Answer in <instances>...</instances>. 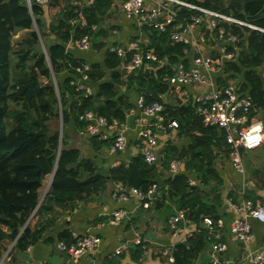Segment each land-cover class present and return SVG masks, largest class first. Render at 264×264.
I'll return each instance as SVG.
<instances>
[{"label":"trees","instance_id":"obj_1","mask_svg":"<svg viewBox=\"0 0 264 264\" xmlns=\"http://www.w3.org/2000/svg\"><path fill=\"white\" fill-rule=\"evenodd\" d=\"M184 1L232 14L264 28V0ZM111 2L93 0L81 13L89 24H96ZM54 3L60 7L51 16L58 11L60 16L50 29L62 43L45 45L43 50L39 44L42 8L33 6L30 14L20 0H0V257L11 244L12 248L25 249L27 244L40 238L43 231L52 229L71 203L97 191L106 181L104 176L96 173L90 159L81 157L78 149L66 146L63 128L72 124L77 130L83 129L85 121L78 117L85 111L124 123L127 111L135 106L127 96L117 95L118 74L103 81L106 71L118 66V59L113 54L107 53L102 65H91L86 71L90 84L97 83L94 94L85 95L70 84L71 78L81 74L74 69L81 68V61L65 52L64 42L71 31L67 19L77 12L69 10L67 0H52L51 6ZM193 13L194 10L182 7L178 15L187 17ZM220 25L239 38L236 60L227 63L226 71L242 76L238 91L248 94L254 107L261 111L264 125V32L240 25ZM18 31L24 34L14 45L12 40ZM86 33H90L89 27L76 30L75 36ZM151 37L157 59L167 57L168 65L172 66L183 57V49L187 46L172 42L168 31L153 30ZM168 65L150 62L146 69L127 77L129 84L144 96V104L156 100L162 102L160 95L169 89L167 78L172 73ZM63 72L68 76L60 82L58 77ZM182 100L183 97L177 96L174 105L166 106L163 117L175 119L177 134L188 137L189 143L179 148L168 145L159 158V166L168 169L169 162L177 159L186 172L179 171L159 181L161 174H158L157 165L145 163L142 155L137 154L127 163L121 161L111 167L107 179L141 191L157 183L166 188L167 197L176 200L179 209H184L192 222L199 224L204 216L217 218L212 203L221 200L219 189L223 181L214 161L220 151L225 152L227 158L228 153L223 132L216 127L203 126L193 112L192 104ZM92 138L96 147L111 142L96 136ZM192 174H196L195 180L190 178ZM48 175H52L49 190L41 200L39 188ZM205 233L199 228L184 243L178 244L172 264H189L203 248ZM68 237L69 232L65 231L60 238L68 243Z\"/></svg>","mask_w":264,"mask_h":264},{"label":"crops","instance_id":"obj_2","mask_svg":"<svg viewBox=\"0 0 264 264\" xmlns=\"http://www.w3.org/2000/svg\"><path fill=\"white\" fill-rule=\"evenodd\" d=\"M92 1L93 0H77L75 4L67 1L69 3V10L77 13L70 19L68 18L69 20L67 19L71 31L68 40L64 42L65 52L70 54V57L81 61L79 67L82 68L83 65H87L88 70H90L91 65H102L107 53L113 54L118 59V66L113 70H107L103 81H109L111 75L118 74L119 82L115 85L117 95L127 96L129 100L136 105L138 99H143L144 96L136 90L137 88H135L134 85L131 86L127 80V77L134 75L136 71L129 73L124 66L123 59H120L116 54L111 52L110 48H124L126 51V58H129L133 52H152L155 55L151 36L153 30L156 29L148 24L142 23L136 18L127 17L122 10L123 0H112L103 17L96 24H89L82 13L85 6L91 5ZM157 2V0H146L145 6L149 7ZM51 3L52 0H49L47 4L39 6L43 10V16H40L42 37L39 42L41 43L42 41L46 45L62 43L60 37L50 29V25L55 24L60 16L59 11L56 14L57 16H51V13L55 12L60 7V4L54 3V5L52 4L51 6ZM21 4L25 6L22 2ZM28 12L32 14V11L30 12L28 10ZM193 14L198 15L199 13L195 11ZM80 15L85 18V27L78 21L72 22L75 18L77 20ZM225 15L238 19L232 14ZM33 27L37 30L36 25ZM88 27L90 28V33L86 34L89 35L91 39L90 48L79 50L74 45L73 41L84 36V34L75 36V31ZM253 30L261 31L259 29ZM21 33L23 36L24 33L18 31L13 37L12 42L14 45L17 41L15 38ZM200 36L206 37L205 43L198 42ZM188 37L190 42L188 46L184 48L186 52H184L183 49V57L179 58L172 66L170 65L172 68V73L170 75L173 74L174 68H177L178 64H183L185 69L192 66L194 59L201 53L202 55H207L218 60V69L210 73V81L222 86L232 85L238 91L242 76L226 71V65L228 62L236 60L239 50L237 46L239 38L237 37L238 39L234 43L219 39L218 32L216 28L211 26L208 16H203L202 23L196 26ZM133 42H136L134 48L130 46V43ZM44 47L41 46L43 50ZM227 52L232 53L233 58L231 60H226L224 58ZM155 58L154 61H147V63L138 70V73L140 70L146 69L150 62H157L159 65L165 66L169 64L167 57L157 59L155 55ZM80 75L81 74H79L78 77L71 78L70 84L75 86L77 90L83 91L85 95L94 94L97 90V83L91 85L88 74L87 79L80 78ZM67 76L68 74L63 72L58 77V80L61 82L63 78ZM53 78L56 86V79L54 76ZM80 85L88 87L91 93L86 94L85 89L79 88ZM205 88V85L200 87L186 85L185 90L189 93L188 99H184L183 97L181 102L186 103L189 101L192 104L193 96L198 91ZM242 95L248 96L246 92ZM160 98L164 107L160 114V118L166 119L163 117L166 106L174 105V102L177 101V94L169 84V89L166 93L161 94ZM192 108L194 110V106ZM253 108L254 114L261 119V111L255 107ZM135 113L136 115L128 117L126 113L124 125L126 127L125 135L128 145L126 149L121 152H112L110 150L111 142L103 143L98 147L93 146L95 139H91V137L94 136L86 132L85 125L84 128L80 130L75 129L72 124L63 128L64 141L67 143L66 146L78 149L81 157L90 159L96 168V173L104 176L106 181L103 187L97 191L91 192L84 196V198L71 203L68 211L61 213L53 228L48 231H43L40 238L27 244L25 249L19 250L12 248L11 244L9 247L10 260L4 264H172L174 262H169L166 255H162V251L167 250L169 251L168 253L172 252L173 254L175 247L180 243H184L178 238L172 237L167 229L169 217L179 209L177 201L167 197L165 187H160L159 195L154 200H140L134 196H129L127 199H120L118 198L119 195L116 187L120 183H117L111 178L107 179V176L110 175L109 169L111 167L116 166L121 161L127 163L134 155L141 154V148L136 147V145H145L143 139L138 135L140 127L135 121L136 117L141 114L136 111ZM140 119H142V117ZM103 132H106L110 140L115 135L112 130L107 131V129H105ZM188 143L189 138L180 137L177 134V129H170L167 133L158 130L154 146L160 158L168 145H175L179 148ZM243 152V163L248 172L247 175H242L232 169L228 158L223 154L225 152L220 151L218 157L214 161L215 169L222 178L223 184L219 189V192L221 191V200H215L212 204H214L216 209L217 218L223 220L224 226L210 233L203 228V230L206 231L202 237L204 241L202 244L203 248L195 254L189 261V264H211V244L213 241L225 243V250L217 255L223 264H249L248 259L245 258V248L254 249L264 246V223L249 219L252 238L246 245H243L240 241L233 238L228 231L229 223L233 218H243V204L245 199L252 198L250 199L252 201L264 202V142L256 147L245 149ZM260 158H262V160H260ZM159 164L160 162L158 166ZM158 169V174H161L159 181L171 175L167 169L163 167L161 168L159 166ZM179 171L186 172L182 166ZM194 175L196 174L190 175V178H193ZM51 179V175L46 176L42 182V186L39 188L41 200L49 190ZM241 182H243L242 188H240ZM229 200L236 205L237 209H231L228 206L227 201ZM118 208L123 209L127 217L121 224L113 225L109 221V215L112 210ZM200 225L201 222L199 224L193 222L187 226V229L192 232L196 230L197 232ZM65 231L69 232L68 243H72L75 239H81L90 234L99 236L101 241L97 248L88 252L80 259H75L69 253L57 249V243L60 241L64 242L60 237ZM137 238L140 239V243H136L135 240ZM198 238L201 237L199 236ZM121 245H124L123 251H121V253L116 252Z\"/></svg>","mask_w":264,"mask_h":264},{"label":"built area","instance_id":"obj_3","mask_svg":"<svg viewBox=\"0 0 264 264\" xmlns=\"http://www.w3.org/2000/svg\"><path fill=\"white\" fill-rule=\"evenodd\" d=\"M75 4L77 0H67ZM146 0H123L122 10L127 17H133L148 24L152 28L163 33L169 32V39L172 42L183 43L188 46L189 34L192 30L200 25L203 21V16L210 18V23L213 28H216L219 39L229 43H234L238 39L237 36L229 30H226L221 23L227 25L247 26L252 29L264 31V28L257 27L246 21L235 19L231 16L195 5L181 0H157L156 4L149 7L145 6ZM21 2L32 11V6H42L49 0H21ZM182 7L197 11L199 14H191L187 17H179L178 12ZM80 22L85 27L86 21L84 16H78V19H73L72 22ZM206 37L200 36L198 42L205 43ZM74 45L79 50L90 48V36H84L75 39ZM134 48L136 42L130 43ZM110 51L116 54L120 59H123L124 66L129 73L139 70L147 61H154L155 55L152 52H133L129 58H126V51L122 47H111ZM186 52V49H184ZM226 60L233 58L231 52L224 55ZM218 60L212 57L199 55L194 59L192 66L185 69L183 64H178L174 68V72L167 78L169 84L173 87V91L177 96L188 99L189 93L185 90L186 85L203 86L206 88L198 91L192 98L194 113L200 118L203 126L216 127L223 132L225 148L228 153L230 166L238 173L245 175L246 168L242 157L241 150L249 149L260 145L264 142V125L261 119L254 114V105L250 98L240 94L232 85L222 86L210 81V73L215 72L218 67ZM81 72L80 78L87 79V65L82 68H75ZM80 89H85L86 94H90V89L84 85L79 86ZM164 107L161 101H153L150 104H144L143 99H138L135 106L131 107L127 112L128 116L136 115L139 112L135 121L138 123L140 130L138 135L143 139L145 145H136L141 148V155L145 163L149 165H157L159 157L155 150L157 139V131L167 133L170 129H177L178 122L175 119H161L160 114ZM142 117V119H140ZM144 118V119H143ZM80 120L85 121L86 132L90 135L97 136L99 139H108L105 129L114 131L115 135L111 138L110 150L112 152H121L128 145L125 135L124 123H119L115 120H107L103 116H99L92 111H87L79 116ZM181 161L172 159L169 162L167 171L173 175L179 172ZM118 198L127 199L129 196H134L140 200H154L159 195V185L152 183L146 191H141L136 187H127L121 184L117 185ZM231 209H237L236 205L230 200L227 201ZM243 218H233L228 226V231L233 238L246 245L252 238L251 223L249 219H254L257 222L264 223V202L252 201L245 199L243 204ZM127 217L126 212L121 209H114L110 212L109 221L113 225H119ZM200 229H205L209 233L213 230L224 226L223 220L220 218H212L204 216L200 221ZM193 222L187 216L184 209H177L167 221V229L172 237L178 238L181 242H185L193 232L187 229V226ZM101 239L96 235H89L81 239H75L72 243H57V249L69 253L73 258L80 259L88 252L98 247ZM140 243V239L135 240ZM124 245H121L116 252L123 251ZM226 246L221 241H213L211 244V264H223L218 258V253L223 252ZM163 250L162 255H166L169 262L174 261L172 252ZM245 258L249 264H264V246L258 248H245ZM10 260V251L7 248L0 257V264ZM134 264V263H133Z\"/></svg>","mask_w":264,"mask_h":264},{"label":"rangeland","instance_id":"obj_4","mask_svg":"<svg viewBox=\"0 0 264 264\" xmlns=\"http://www.w3.org/2000/svg\"><path fill=\"white\" fill-rule=\"evenodd\" d=\"M22 36V33L18 36V37H16L15 38V40H18V39H20V37ZM41 46L42 47H44L46 44L45 43H43L42 41H41ZM45 44V45H44ZM45 48V47H44ZM43 80V79H42ZM52 80H54V78L52 77ZM201 121V120H200ZM58 127L60 128L61 127V123L58 121ZM244 150H241V152H242V157H244L243 155H244V152H243ZM260 160H262V158H260ZM233 169V168H232ZM244 174L245 175H247L248 174V172H247V170H246V173L244 172ZM192 180H195L194 178H192ZM192 183H195L194 181L192 182ZM196 184V183H195ZM243 187V182H241L240 183V188H242Z\"/></svg>","mask_w":264,"mask_h":264},{"label":"water","instance_id":"obj_5","mask_svg":"<svg viewBox=\"0 0 264 264\" xmlns=\"http://www.w3.org/2000/svg\"><path fill=\"white\" fill-rule=\"evenodd\" d=\"M52 176V175H51Z\"/></svg>","mask_w":264,"mask_h":264}]
</instances>
